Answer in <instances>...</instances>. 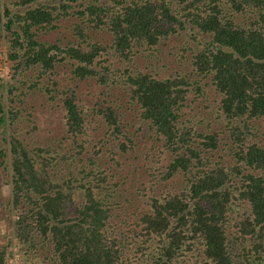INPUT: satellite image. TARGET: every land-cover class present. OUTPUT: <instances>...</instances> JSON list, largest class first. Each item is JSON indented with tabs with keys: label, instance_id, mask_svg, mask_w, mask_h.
Listing matches in <instances>:
<instances>
[{
	"label": "rangeland",
	"instance_id": "obj_1",
	"mask_svg": "<svg viewBox=\"0 0 264 264\" xmlns=\"http://www.w3.org/2000/svg\"><path fill=\"white\" fill-rule=\"evenodd\" d=\"M136 1L141 4L145 0ZM150 1L168 4L182 27H177L176 32L171 33L168 38H162L152 54L144 46H135L133 54L127 58V49L116 51L111 47L112 36L109 33L91 31V42H97L106 48L97 57V61H102L111 72L120 71L117 77L106 80L107 77L100 74L103 71L100 72L99 66L95 67L99 74L80 78L72 74L69 62L62 63L54 59L56 74L49 77L32 66L24 63L19 65V60L12 63L5 41V6L12 14H24L28 9L38 8L41 4L52 8L59 4L54 0H40L32 4H26V0H0L3 6L0 11V59L5 54L0 63V118L7 114L4 117L6 121L0 120V150L5 149L9 154L10 143L15 138L21 145L18 152H28L31 164L37 170L46 163V168L58 175L56 181L64 182L63 196L65 199L72 197L73 201L59 210L65 218L64 221L61 220V227L69 225L71 220L74 224L81 220L89 227L92 225L80 213L88 198L80 187L84 185L92 191L100 208L106 211L102 234L109 235V247L119 250L121 262L156 264L167 248L169 236L173 233L171 228H175L174 233L185 235L182 230H178L181 214L173 218L168 215L169 211L166 212L169 225L163 232H157L158 225H155L152 218L156 216L158 206L168 207V198L180 197L184 193L185 196H190L188 189L190 181L195 180V170L191 166L170 178L165 177L170 170V158L175 153L166 146L162 137L157 136L154 129L151 130L146 125L141 128L139 104L127 94L128 85L121 72L127 69L132 77L143 73L157 79L182 81L185 83L184 88L187 87L188 90L179 112V132L185 135L186 141L192 140L190 145L199 152L202 162L209 163V169L223 170L229 176V182L225 186L232 197L228 204L230 209L226 212V243L228 251L242 254L243 264H249L252 256H255L256 248L250 241H246L244 248L241 247L236 240V224L237 219H242L243 214L251 207L247 202L238 206L237 198L245 190L241 189L244 184L242 176L247 173H262L244 170L240 174L241 162L237 161V155L244 157L252 145L264 146V117H241L233 120L232 126L242 128L239 138L227 129L229 126L220 109L222 93L216 86L215 71L208 69L203 74L200 70L206 66L208 57L218 47L212 33L200 31L187 22L197 23L200 18L213 15L224 23L234 15L221 0ZM217 3L221 7L218 15L212 10ZM260 12L254 10L248 16L257 17ZM73 22L75 19L59 18L53 23L56 29L39 32L36 40L50 46L57 45L64 52L76 40ZM235 22L242 27L240 20L236 19ZM257 29L264 32V24ZM35 31L33 29L34 33ZM198 57L200 61L201 58L203 60L199 62ZM196 81L201 82L198 87H192V83L195 85ZM186 84H190V87ZM67 99L75 102L80 111V133L68 131L65 109ZM110 110L119 115L121 120L117 137H111L114 132L106 122L105 113H110ZM10 133L12 134L9 135ZM216 133L218 147L208 152L196 134L205 136ZM76 143L83 144V149L75 150ZM63 155H73L72 160L75 161L68 165L61 158ZM9 158L10 156L4 159V155L0 154V253L4 254L6 264H55L52 233L46 231L47 237L41 236L35 227L37 221L30 217L32 214L29 210L33 212V206L30 207L29 203L36 204L38 212L41 211L39 197L33 198L36 201L21 197L17 201L14 198L15 180L13 182L7 168L3 167ZM100 173L106 178L105 182L98 181ZM186 202L192 204L189 199ZM21 216L26 221L20 223ZM28 222L34 227L28 229L25 226ZM44 223L46 226L50 220H44ZM20 229H25L27 234ZM182 244L178 248L179 255H174L169 264H193L198 258V251L186 249L190 247V241L185 240ZM237 254L233 258L235 264L239 261ZM244 256L247 258L244 259Z\"/></svg>",
	"mask_w": 264,
	"mask_h": 264
},
{
	"label": "trees",
	"instance_id": "obj_2",
	"mask_svg": "<svg viewBox=\"0 0 264 264\" xmlns=\"http://www.w3.org/2000/svg\"><path fill=\"white\" fill-rule=\"evenodd\" d=\"M36 1L40 0H26V4ZM54 1L59 5L53 8L41 4L38 8L28 9L24 14H12L6 5L4 12L7 18L4 24L7 33L5 41L11 62L15 64L19 60V65L22 66L24 63L32 66L42 75L44 73L49 77L56 74L54 59L62 63L69 62L72 74L80 78L99 74L95 68L97 66L100 72L103 71L100 74L107 77L106 80L117 77L119 70L111 72L102 61H97V57H100L106 48L97 42H91L89 34L91 31L109 33L112 36L111 47L116 51L127 49L129 53L125 54L127 58L133 54L135 46H144L145 49L147 48L146 51L152 54L162 38H168L171 33L176 32L177 27H182V23L173 16L170 6L166 3L150 0H145L141 4L136 0ZM221 2L226 4L234 15L227 18L224 23L213 15L200 18V22L197 23L188 20L187 22L200 31L213 35L218 50L210 54L206 66L200 70L203 74H206L208 69L215 71L216 86L222 93L220 109L229 126L227 129L239 138L242 128L238 125L232 126L233 120L241 117L246 119L264 117V32L257 29L264 24V0H221ZM220 8L217 3L212 10L218 15ZM2 9L0 3V11ZM254 10L261 12L259 16H251L253 17L251 18L248 13ZM59 18L75 19L72 26L76 40L64 52L57 45L50 46L36 40V34L39 32L56 29L53 23ZM236 19L240 20L242 27L236 24ZM33 29L36 30L35 33ZM198 60L201 62L203 58L200 61L198 57ZM122 73L128 85L127 94L139 104L141 128L146 125L151 130L154 129L157 136L162 137L166 146L175 153L170 158V170L165 177L170 178L178 172L188 170L191 166H194L195 170V180L190 181L188 189L190 196H185L184 193L180 197L168 198V207L158 206L156 216L152 218L155 225H158L157 232H163L169 225L166 212L169 211L168 215L173 218L181 214L178 230H182L185 235L180 236V233H174L175 228H171L173 231L169 236L171 241L168 240L167 248L156 264L171 263L174 255H179L178 248L185 240L190 241L187 250L194 249L199 252L193 264H235L233 258L237 253L228 251L225 238L226 212L230 209L228 204L232 197L225 186L229 182V176L223 170L209 169L207 167L209 163L202 162L199 152L190 145L192 140L186 141L185 135L179 132L178 126L181 124L179 112L188 88L186 86L184 88L185 83L176 79H157L143 73L132 77L127 69ZM201 81H196L195 85L192 83V87H198ZM186 85L190 87V84ZM65 109L68 131L74 134L80 133L82 118L78 106L71 99H67ZM5 116L7 114L0 118L2 122L6 121ZM105 117L109 128L114 132L111 137H117L120 133L119 115L110 110V113H105ZM196 136L208 152L218 147V133L205 136L196 134ZM11 142L9 154L5 149L0 150L4 159L10 156L8 163L2 165L7 168V173L11 175L13 182L15 180L13 195L17 201L20 197L36 201L33 198L39 197L41 211L38 212L36 204L29 203L30 207L33 206V212L29 210L32 214L30 217L34 219L33 221H37L35 227L41 236L46 238V231L52 233L55 264H123L119 250L115 251L109 247L111 244L107 241L109 235L102 234L107 214L100 208L89 187L80 186L88 197L87 204L80 213L86 217V220H90L92 225L89 227L81 220L74 224L71 220L69 225L61 227V220L64 221L65 218L59 210H63L73 201L72 197L65 199L66 197L63 196L64 182L56 181L58 175L48 170L45 162L42 168L37 170L31 164L32 160L28 152H18V149H21L18 140L14 138ZM76 145L75 150H82L84 147L83 144L76 143ZM61 158L68 165L75 161L72 160L73 155H63ZM237 161L241 162L240 174L244 170L262 173H247L242 176L244 184L241 189L245 190H242L237 198L238 206L242 202H247L251 208L243 214L242 219H237L236 240L242 248L246 241H250V244L256 248L255 256H252L249 264H264V146H250L244 157L237 155ZM105 180L103 173H100L98 181L105 182ZM186 199L192 204L187 203ZM24 219L25 217L21 216L20 223ZM47 219L50 223L45 226L44 220ZM25 226L28 229L34 227L30 226L29 222ZM20 230L27 234L25 229ZM241 255L237 254L239 260L237 264H243ZM246 258L244 256V259ZM0 264H6L3 253H0Z\"/></svg>",
	"mask_w": 264,
	"mask_h": 264
},
{
	"label": "built area",
	"instance_id": "obj_3",
	"mask_svg": "<svg viewBox=\"0 0 264 264\" xmlns=\"http://www.w3.org/2000/svg\"><path fill=\"white\" fill-rule=\"evenodd\" d=\"M4 57H5V54L3 53V54H2V57H1V59H0V63L2 62V60H4Z\"/></svg>",
	"mask_w": 264,
	"mask_h": 264
}]
</instances>
